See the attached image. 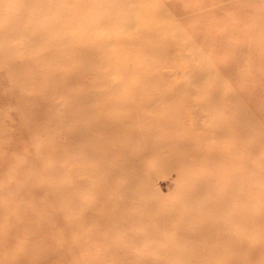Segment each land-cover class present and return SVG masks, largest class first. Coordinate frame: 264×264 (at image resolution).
I'll return each mask as SVG.
<instances>
[{
	"label": "rangeland",
	"instance_id": "1",
	"mask_svg": "<svg viewBox=\"0 0 264 264\" xmlns=\"http://www.w3.org/2000/svg\"><path fill=\"white\" fill-rule=\"evenodd\" d=\"M72 1L59 55L53 9L0 0V264H264V0Z\"/></svg>",
	"mask_w": 264,
	"mask_h": 264
},
{
	"label": "bare ground",
	"instance_id": "2",
	"mask_svg": "<svg viewBox=\"0 0 264 264\" xmlns=\"http://www.w3.org/2000/svg\"><path fill=\"white\" fill-rule=\"evenodd\" d=\"M25 1L26 5H28L29 3L32 4V6L34 7V9L37 11V12H43L46 7H50L51 9L54 10L55 12V15L58 18H60V20L58 19L57 21L60 23L58 24V30H52L51 27H53L54 25H57V24H51L49 21H45L44 22V25H42V27H38V31L40 33L39 37L41 38L42 37V34H46L48 33V36L46 38V40L44 39V42L43 44L47 45L48 48H51V50H49V52H54V49L57 50V51H60L61 54H63V51L65 49H68L69 45H72V43H75V44H78L80 39H83L84 38H80L79 35H75V34H72L69 32L68 30V26L70 25V20L69 19H62L63 16H65V14L67 13L66 10H68L70 8V10H73V7L74 6H77L75 5L74 1L72 0H23ZM79 2V1H78ZM94 2V7H97L101 4H105V3H108V5L110 3H113L112 5L114 6V4H116V7H115V10L118 9V8H121V7H125V8H129L130 5H131V1L129 0H121L119 2H115V0H93ZM65 10V11H64ZM114 10V12L111 14V15H100V13H91L92 15H90L92 18L90 19V22H87L89 26H94L96 25L95 27H97L98 25L99 26H102L103 24H109V25H115V26H112V29H116V27H118V22L120 21V24L124 25L123 23V18L127 21H131V18H135L137 16V14H130L129 13H122V14H118L116 13V11ZM129 10V9H128ZM75 12V11H74ZM130 12V10H129ZM71 13V12H69ZM139 13V12H138ZM200 13V12H199ZM73 14V13H72ZM71 14V15H72ZM74 15H78V13H74ZM69 16V15H68ZM131 16V18H130ZM34 17L30 18V15L29 16H25V20L31 24L32 21H33ZM38 22V21H37ZM14 24V23H13ZM98 26V27H99ZM70 27V26H69ZM94 28V27H93ZM122 28V27H121ZM109 30V29H108ZM81 32V31H80ZM111 34V33H110ZM216 34V33H215ZM25 35V33L23 32L21 34V36H19L20 38H23ZM104 36L105 35H102V36H99V38H103L104 39ZM112 36V34H111ZM117 36V35H116ZM159 37V36H158ZM121 39V38H120ZM123 39V38H122ZM159 39V38H158ZM4 40V38H3ZM138 40V37H134V38H130L128 39V42L129 43H134L135 41ZM80 44V43H79ZM106 47V46H105ZM115 47V46H114ZM54 48V49H53ZM46 51V50H45ZM105 51V50H104ZM33 52L32 50H28V52H24L25 54H29ZM37 52H35L34 54L36 55ZM25 54H23L21 57H20V62H22V58L25 56ZM38 56H44L45 54H37ZM33 57V56H32ZM45 57V56H44ZM29 58V57H28ZM34 58V57H33ZM41 59V58H40ZM37 60V59H36ZM52 60V59H51ZM16 61V60H15ZM14 61V62H15ZM42 61V60H41ZM40 61V62H41ZM26 62V61H25ZM39 62V61H37ZM39 62V63H40ZM45 63V61H43ZM4 64V63H3ZM22 65V64H21ZM42 65V64H41ZM65 65V64H64ZM40 66V65H39ZM56 66V65H55ZM60 65H58V68H61V66L59 67ZM80 66V65H79ZM194 66V65H193ZM63 67V66H62ZM72 67V66H71ZM53 69V68H52ZM56 69V68H55ZM67 69V68H66ZM59 70V69H58ZM57 70V71H58ZM60 70H64V69H60ZM68 70L70 71V67L68 68ZM68 72V71H67ZM71 73V71H70ZM69 73V74H70ZM75 73V72H74ZM136 74H139V71L136 70L135 72ZM141 73V72H140ZM76 74V73H75ZM143 78V77H142ZM148 78V76H147ZM58 80V79H57ZM61 80V79H60ZM124 80H127V79H124ZM139 79L136 80L135 77L133 78V80H127V85L125 86V91L123 93V97H126V96H132L134 95V93H143V92H146L145 90L142 89V84L139 83ZM64 83V82H63ZM47 85V84H45ZM44 85V86H45ZM69 85V84H68ZM163 86V85H162ZM42 87V86H41ZM57 87V86H56ZM14 88V87H13ZM139 88V89H138ZM152 88V87H151ZM150 88V89H151ZM120 89V88H118ZM11 90V89H10ZM14 90V89H13ZM20 91V90H19ZM22 92V90L20 91ZM10 93V92H9ZM26 94V93H25ZM83 95H88V93H83ZM32 96V95H31ZM76 96H81L80 94L78 93H74L72 94V97L74 99V97ZM41 98V97H40ZM86 104L88 103V100L87 99H84ZM99 100V99H98ZM127 103L125 104H122L123 102H121L120 100H117L116 102H109V101H106V100H103L100 102H97V103H92L93 106H96L97 108L98 107H104V105L106 104L107 106L108 105H121L122 107L125 108V106L129 105V101L132 103V102H135L134 100H125ZM102 102L104 104H102ZM90 105V104H89ZM100 109V108H99ZM61 111H64V110H61ZM38 113V112H37ZM99 114V113H98ZM44 115V114H43ZM62 118L63 116L60 117V120L58 123H61L62 122ZM23 120V119H22ZM68 120V119H67ZM21 122V121H20ZM49 122V121H48ZM47 124V123H46ZM52 126H55V124H53ZM47 129V128H46ZM48 130V129H47ZM104 161V160H103ZM33 168H36V167H33ZM46 168L47 170L49 171H54L55 170V167L54 165L52 164H48L46 165ZM38 170V169H37ZM32 171V170H31ZM33 172V171H32ZM37 175H39L37 173ZM36 176V175H35ZM38 179V178H37ZM67 180H69L67 178ZM56 189L57 188H54V191L56 192ZM121 193V192H120ZM120 195V194H119ZM215 197V201H220L219 198L222 197L221 193L218 192L214 195ZM213 199V197H212ZM52 205L55 206V202L52 203ZM118 207V206H117ZM105 213V212H104ZM36 222V221H35ZM212 224V223H211ZM213 225V224H212ZM70 226V223L69 221L65 223V229L66 227ZM213 227V226H212ZM264 229V228H263ZM55 239H56V235H55ZM57 240V239H56ZM258 243V239H249L248 241V244L250 246L254 245L256 246V244ZM27 254V253H26ZM48 253H43L42 255L45 256L47 255ZM170 253H167V256L169 255ZM9 255V256H8ZM8 255H4L6 257H9L12 261H15L16 257V253H12V254H8ZM172 256H176L179 260V262H181V264H191V260L192 259H205L207 260V263L208 264H227L226 262V254L225 253H172ZM66 257V256H65ZM155 259V258H154ZM4 264H12L11 261H6ZM13 264H15L13 262ZM20 264V263H18Z\"/></svg>",
	"mask_w": 264,
	"mask_h": 264
}]
</instances>
